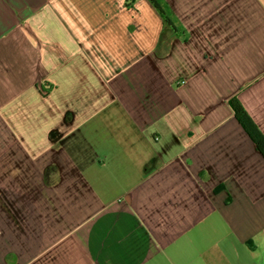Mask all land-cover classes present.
<instances>
[{
  "label": "crops",
  "instance_id": "crops-1",
  "mask_svg": "<svg viewBox=\"0 0 264 264\" xmlns=\"http://www.w3.org/2000/svg\"><path fill=\"white\" fill-rule=\"evenodd\" d=\"M0 0V264H264V0Z\"/></svg>",
  "mask_w": 264,
  "mask_h": 264
},
{
  "label": "trees",
  "instance_id": "trees-1",
  "mask_svg": "<svg viewBox=\"0 0 264 264\" xmlns=\"http://www.w3.org/2000/svg\"><path fill=\"white\" fill-rule=\"evenodd\" d=\"M151 2L160 11L166 21L173 25L171 18L169 17L163 4L161 3V0H151ZM230 105L234 111L235 117L237 118L239 123L244 127L249 136L252 138L257 149L264 157V133L255 123L253 118L250 116V114L238 98H232L230 100Z\"/></svg>",
  "mask_w": 264,
  "mask_h": 264
}]
</instances>
